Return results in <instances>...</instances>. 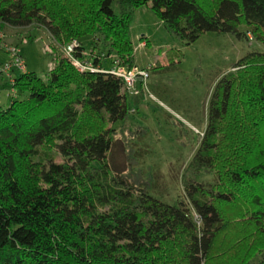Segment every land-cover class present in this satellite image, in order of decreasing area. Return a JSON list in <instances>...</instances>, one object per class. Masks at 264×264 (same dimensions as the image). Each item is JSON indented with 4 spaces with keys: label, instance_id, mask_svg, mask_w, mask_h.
Here are the masks:
<instances>
[{
    "label": "trees",
    "instance_id": "trees-1",
    "mask_svg": "<svg viewBox=\"0 0 264 264\" xmlns=\"http://www.w3.org/2000/svg\"><path fill=\"white\" fill-rule=\"evenodd\" d=\"M149 3L187 44L212 31L264 45V0H0L1 27L76 40L74 56L106 70L63 57L46 79L15 77V97L0 105V264H253L264 251V51L217 82L184 199L151 195L111 158V124L129 105L108 69L114 56L135 67L131 23ZM205 171L214 182L199 179Z\"/></svg>",
    "mask_w": 264,
    "mask_h": 264
},
{
    "label": "rangeland",
    "instance_id": "rangeland-1",
    "mask_svg": "<svg viewBox=\"0 0 264 264\" xmlns=\"http://www.w3.org/2000/svg\"><path fill=\"white\" fill-rule=\"evenodd\" d=\"M0 31L6 33L9 46L19 47L27 71L44 79L57 59L65 57L64 47L74 41L60 45L36 25L19 29L0 26ZM130 34L134 66L146 70L149 77H137L134 89L126 91L129 112L125 120L111 124L117 141L111 158L131 181L147 182L151 195L176 204L185 198L184 170L204 134L217 82L248 53L264 51V45L250 34L246 40L212 31L187 44L169 31L151 3L135 10ZM84 43L90 47L89 37ZM9 58L0 50V63ZM113 60L118 59L114 56ZM110 64L105 61L103 66ZM14 97L9 79L0 76V105L7 107ZM53 153L56 161H64L56 149ZM199 179L212 183L215 175L205 171ZM253 264H264V251L254 257Z\"/></svg>",
    "mask_w": 264,
    "mask_h": 264
},
{
    "label": "built area",
    "instance_id": "built-area-1",
    "mask_svg": "<svg viewBox=\"0 0 264 264\" xmlns=\"http://www.w3.org/2000/svg\"><path fill=\"white\" fill-rule=\"evenodd\" d=\"M6 37V33L0 31V48L4 50L10 57L8 61L0 63V74L8 77L9 82L12 85V92L16 95V89L14 87L16 79L15 77L17 74L27 72V65L19 47L9 46L5 40ZM78 45L79 43L74 40L72 43L64 47V53L65 57H67L79 71H106L99 65L95 66L91 61L76 58L73 53L75 47ZM108 71L124 79L126 91L134 89V87L137 85V77H141L143 79H147L149 77V74L146 70H137L135 67L128 69L127 67L121 65L119 60H115Z\"/></svg>",
    "mask_w": 264,
    "mask_h": 264
},
{
    "label": "crops",
    "instance_id": "crops-1",
    "mask_svg": "<svg viewBox=\"0 0 264 264\" xmlns=\"http://www.w3.org/2000/svg\"><path fill=\"white\" fill-rule=\"evenodd\" d=\"M0 50H2L1 48H0ZM4 51V50H3ZM1 77H4V76H2V75H0ZM8 78V77H7Z\"/></svg>",
    "mask_w": 264,
    "mask_h": 264
}]
</instances>
